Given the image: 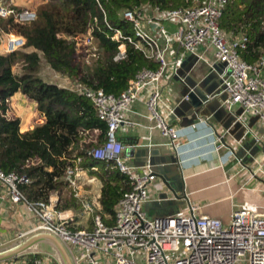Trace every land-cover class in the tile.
<instances>
[{
  "label": "built area",
  "instance_id": "1",
  "mask_svg": "<svg viewBox=\"0 0 264 264\" xmlns=\"http://www.w3.org/2000/svg\"><path fill=\"white\" fill-rule=\"evenodd\" d=\"M94 1L110 28L106 23L103 0ZM227 1L206 0L201 6L169 11H160L156 7L152 15L147 13L146 7L123 13L122 18L130 24L132 34L120 30L112 34V40L120 43L114 60L125 57V45L128 44L146 60L157 63V69L137 72L117 96L76 84L74 90L91 102L98 119L106 126V140L92 148L88 155L96 161L113 162L128 178L131 188L119 199L112 224L107 225L99 214L97 198L82 191V177L88 172L83 168V158L75 159L65 174L73 197L79 201V215L73 208H59L61 201L57 193H50L46 201L27 200L20 187L29 184V179L25 175L5 174L0 170V187L4 188L10 202L20 205L26 214L36 219L32 226L15 235V241L39 233L52 235L64 246L72 264H264V216L247 209L233 211L229 222L223 224L219 220L198 216V206L191 204L185 195V211L161 220L149 218L144 205L148 188L156 179L153 166L149 162L141 168L128 166L122 158L125 147L117 138L122 125H132L125 119V113L146 94V106L154 128L167 138L168 147L177 157L178 164L182 163L178 159L180 132L170 122L173 112L167 109L163 114L160 111L163 80L170 66L166 53L172 41L181 51V56L171 63L175 70L185 53H194L200 46L205 51L211 49L213 63L205 64L221 80L220 87L226 95L222 106L230 112L238 110L236 119L239 122H243L246 116L258 119L264 133V59L248 64L240 55L247 46V37H233L219 28L218 21ZM10 17L14 24H24L33 21L35 14L30 11L17 13L10 6L0 7V18ZM164 23L173 26V32L168 31ZM152 30L159 32L164 45ZM76 40L84 48L95 41L90 34L78 35ZM24 44L21 37H8L4 52L13 53ZM250 133L254 145L263 148L264 134L256 136L249 130L247 134ZM218 143L213 146L215 153L223 148L222 143ZM247 171V183L259 176L264 180L262 168ZM91 182L92 179L86 180V183ZM5 241L0 237V247L7 244ZM1 264L60 263L49 252L32 251L17 254Z\"/></svg>",
  "mask_w": 264,
  "mask_h": 264
},
{
  "label": "trees",
  "instance_id": "2",
  "mask_svg": "<svg viewBox=\"0 0 264 264\" xmlns=\"http://www.w3.org/2000/svg\"><path fill=\"white\" fill-rule=\"evenodd\" d=\"M205 1L103 0L106 23L111 29L94 0H34L29 8L17 7L11 1V5L0 2V7L10 6L17 13L35 14L33 21L24 24H14L11 17L0 18V32L19 36L25 41V49H34L30 53H0V170L29 179V184L20 187L27 200L46 201L50 193H57L59 208H73L79 215V201L69 196L72 192L65 181L68 167L79 157L83 158V168L89 169V175H95L99 182L96 198L99 214L107 225L112 224L119 199L131 188L128 178L113 162L96 161L88 155L106 140V126L83 95L39 77L41 58L50 69L76 85L117 96L137 72L156 70L158 66L128 44L125 57L114 60L120 43L112 40V34L115 30L132 34L123 13L146 7L152 14L156 7L169 11L201 6ZM218 25L225 34L247 37V46L240 55L248 64L264 59V0H228ZM85 34H90L97 44V54L89 67L83 62L85 49L78 48L76 40ZM16 94L31 100L43 119L24 132L10 105Z\"/></svg>",
  "mask_w": 264,
  "mask_h": 264
},
{
  "label": "crops",
  "instance_id": "3",
  "mask_svg": "<svg viewBox=\"0 0 264 264\" xmlns=\"http://www.w3.org/2000/svg\"><path fill=\"white\" fill-rule=\"evenodd\" d=\"M10 1L0 0V2ZM21 1L12 0V4L20 8H29L30 2L27 1L25 4ZM164 26L168 31L173 32V26L166 23ZM152 34L164 45V39L159 32L154 30ZM2 35L6 34L0 32V38ZM4 45L1 40L0 53L2 54H4ZM180 56L181 51H179L178 45L172 41L166 53V59L170 66L163 80L164 89L162 107H160L163 114H166L167 109L172 112L178 111V108H181L177 105L178 102L184 108L182 98L189 89L188 82L197 83L195 90L199 97L205 96L206 91L210 88H216V83L210 82L204 85L201 83L204 74L210 71L205 62L213 63L211 49L205 51L204 47L200 46L194 53H185L181 58L180 66L175 70L171 63ZM18 95L21 96V94H16L11 99L12 110V102ZM146 98L147 95L143 94L130 106L129 111L125 113V119L132 125H122L117 132V138L123 141L125 147L122 158L131 167L141 168L147 163V156L144 154L147 149L153 154L151 160L160 161V164L161 162L166 164L170 156L177 158L168 147L167 138L154 128V122L150 119V113L146 106ZM223 108L230 112L225 106ZM216 111L218 113L215 117L204 114L199 116L192 125L171 115L172 126L180 132L178 140L180 156L178 159L182 163L180 165L177 163L175 171L171 170L172 164L169 166L160 165L165 168L161 174L166 181L164 183L156 177L148 188V199L144 210L149 218L161 220L185 211L187 207L184 200L185 195L191 204L198 206V216L219 220L223 224L229 222L230 214L233 211L241 209H247L252 213L264 216V180L262 176L246 182L247 170L262 168L264 171L262 148L254 145L251 133L247 134L251 130L254 135L262 136L264 134L263 126L258 122V119L246 116V119L240 123L243 128H246L247 139L241 140L242 129L240 130L239 126L226 128L230 116L226 117L224 113L219 112L220 110ZM221 139L224 140L225 145L223 144V148L215 153L213 146L219 144ZM137 151H141L143 155L135 157ZM237 157L242 159L241 163ZM173 165L175 168V164ZM87 171L82 177V191L90 197H96L99 182L95 175H89V169ZM138 172L140 173V170ZM88 179H92L93 182L86 183ZM167 184L177 192V197ZM35 222L36 219L26 214L20 205L12 204L6 196L4 188L0 187V237L4 241L7 240L5 241L7 244L0 247V264L13 257L10 254L13 249L34 238L32 244L26 249L18 250L16 255L44 251L45 242L38 238L43 233L32 235L23 241L14 240L15 235L28 229Z\"/></svg>",
  "mask_w": 264,
  "mask_h": 264
},
{
  "label": "water",
  "instance_id": "4",
  "mask_svg": "<svg viewBox=\"0 0 264 264\" xmlns=\"http://www.w3.org/2000/svg\"><path fill=\"white\" fill-rule=\"evenodd\" d=\"M202 79H203V81H201L202 85H204L205 83L212 82V83H216V88L215 89L210 88L209 90L206 91L205 96L199 97V95H197V92L195 90V86L197 85V83L194 81L188 82L187 86L189 87V89H187V93L182 98L184 100L185 106L183 108L182 104H179L178 102L177 105L181 106V108H178V111L175 110L173 112L172 117L178 118L182 122L186 121L192 125L194 121L198 119L199 116L206 114L208 116L215 117V115L218 113V111L216 110H220L219 112L224 113L226 117L230 116L228 117L229 119L227 120L226 128L227 127L234 128V127L239 126L240 130L242 129V132H243L241 140L243 138H246L245 136L246 128L245 127L243 128L241 123L237 121L236 119L238 112L235 111V109L231 110V112H227L222 106V102L226 99V95L223 93V88L220 87L221 80H219L218 76L213 71H208V73L204 74ZM191 83H194V84H191ZM194 98L196 99L194 100ZM181 103H182V100H181ZM229 133L231 134V132ZM221 143L222 145L223 144L225 145V142L223 139H221ZM262 152L264 153V146L262 148ZM141 154H142L141 151H137L135 157L141 156ZM144 154L145 156H147L146 161L149 162V164H151L154 167V171H155L154 175L160 178L164 183L166 179L161 174V172L165 168H163V166H160V165L163 164V165L169 166V164H172L171 170L175 171V169H177L178 160L177 158H174L173 156L169 157V161L166 164L164 162H161L160 164V161L151 160L153 157V154L149 149H147V152L145 151ZM173 164H175V168ZM167 186L169 185L167 184ZM168 188L172 190V192H174V195L177 197V192L173 191V187L170 188L169 186ZM38 238L41 239L43 242L49 244L55 250L61 264H72L71 259L69 258L64 246L61 244V242L57 238L49 234H42ZM34 240L35 238L28 242H25V243L23 242L21 246L17 247L18 249L17 248L13 249V251L10 252V254L12 256H15L18 250L26 249L30 244L34 242Z\"/></svg>",
  "mask_w": 264,
  "mask_h": 264
},
{
  "label": "rangeland",
  "instance_id": "5",
  "mask_svg": "<svg viewBox=\"0 0 264 264\" xmlns=\"http://www.w3.org/2000/svg\"><path fill=\"white\" fill-rule=\"evenodd\" d=\"M27 1L30 3L31 2L34 3V0H22L21 3L23 2L26 4ZM11 2L9 3L10 5H11ZM147 13L149 15H152L151 12L149 11H147ZM8 37H12V36L2 35V38H0V41L2 40L5 44ZM77 47L84 48L82 43H79V42L77 43ZM85 47L87 48H84L85 52L83 56V62L87 67H89L91 65V62L94 60V54H97L96 41L93 42L91 46L88 45ZM18 51L30 53V52H33L34 50H32V48L25 49L23 47V48L18 49ZM14 72L18 73L19 72L18 68L15 67ZM262 75L264 76V69L262 70ZM39 77L45 82L54 83V84L59 85L60 87L70 89V90H74L76 86L66 76H63L53 71L52 69H50L49 66L44 62L42 58H41V69L39 72ZM12 106H13V112L20 118V121H21L20 131L21 132L32 129L34 126L40 124L43 120L42 115L36 111L35 104L31 100H29L27 97H25L24 95H21V96L18 95L16 99L12 102ZM94 170H96V168H94ZM69 196L72 198V193H70V191H69ZM83 220H85V218H83ZM43 248H44L43 249L44 251L51 253L60 263L55 250L49 244L44 243Z\"/></svg>",
  "mask_w": 264,
  "mask_h": 264
}]
</instances>
